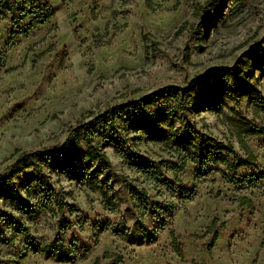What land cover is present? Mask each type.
Returning <instances> with one entry per match:
<instances>
[{
	"label": "rangeland",
	"instance_id": "obj_1",
	"mask_svg": "<svg viewBox=\"0 0 264 264\" xmlns=\"http://www.w3.org/2000/svg\"><path fill=\"white\" fill-rule=\"evenodd\" d=\"M39 1L51 6L54 15L27 37L8 42L11 31L22 24L13 29L9 20L0 21V51H6L5 65L0 67V173L21 152L60 147L83 117L88 121L111 108L149 100L145 112L155 123L148 128L136 114L105 139L95 140L110 161V167L102 169L110 177L103 184L110 204L93 188L101 173L92 171L99 169L97 165L85 164L80 154L83 145L73 150L76 156L68 165L73 171L51 161L40 164V174L30 166L5 184L0 189V214L20 219L40 244L61 238L70 249L86 247L88 252L77 251L70 261L41 252L20 259L25 244L17 235L10 246L0 244V264H94L103 253L121 255L119 264H264V179L231 185L221 177L241 178L264 171V136L244 138L256 160L235 173L220 163H188L176 182L170 171L163 170L174 191L146 181L120 155L137 152L148 160L175 165L167 141L185 131L198 135L205 147L230 143L235 152L230 158H244L230 109L253 126L264 125V103H259L264 101V0H226L223 8L206 9L199 17L192 15L193 9L205 0H150L153 10L146 0ZM106 25L104 40L109 42L95 47L94 36L104 33ZM50 45L54 49L33 64L32 59ZM208 87L215 89L210 98ZM169 94L179 97L184 109L158 116L157 109L174 104ZM192 99L199 104L194 106ZM210 170V175L197 178ZM41 176L47 177L46 183L67 206L62 212L39 208L40 195L33 190L30 204L37 208L24 215L10 199L24 196L26 186ZM129 187L144 192L149 210L156 212L141 216L131 202ZM186 190L194 194L180 200ZM243 196L251 200L252 208L235 201ZM170 202L173 208L168 211L157 209ZM214 218L217 240L209 252L213 234L202 239L192 235L203 234ZM4 219L0 218V226L8 238L12 228ZM59 221L63 228L57 226ZM160 221L166 227L152 239L133 234L140 222L151 230ZM67 223L70 226L64 229ZM101 224L115 226L132 238L110 230L95 237ZM171 227L182 244L184 261L172 251ZM99 264L109 260L101 259Z\"/></svg>",
	"mask_w": 264,
	"mask_h": 264
},
{
	"label": "trees",
	"instance_id": "obj_2",
	"mask_svg": "<svg viewBox=\"0 0 264 264\" xmlns=\"http://www.w3.org/2000/svg\"><path fill=\"white\" fill-rule=\"evenodd\" d=\"M226 0H205L203 5H196L193 9L192 15L195 17L201 16L202 12L206 9L217 10L223 8ZM146 5L150 10H153V5L150 0H146ZM97 8L96 3L93 4V10ZM54 15V9L47 4L40 3L39 0H0V21L9 20L12 28H16L18 25L21 27L17 28L16 31H11L8 42H11L18 36L22 35L27 37L29 32L35 26H41L46 24ZM26 20L27 23L23 24ZM107 25L105 26V31L101 35L94 36V46L100 47L109 42V40H104L107 36ZM114 32L119 29L115 26L113 27ZM76 27L73 28V33L76 34ZM182 27L177 29L175 36L179 35ZM113 32V34H114ZM54 49V45H50L45 51L41 52L38 56L32 59V63H36L46 52ZM6 62V51H0V67H3ZM264 64V60H263ZM215 94V89L213 87L207 88V97L210 98ZM167 97L174 99V104L169 109H157V115L161 116L167 114L168 116L174 115L176 110H183L184 105L181 103V99L176 95L169 94ZM195 105H198V100H191ZM259 103H264V101H259ZM149 100H145L139 104L123 106L119 109L111 108L99 115H96L92 119L86 121V117L81 118L77 122L74 128H71L69 135L65 142L58 148L52 150H33L28 152H21L14 161L5 169V171L0 173V189L8 184L13 177L19 174L21 171L34 166L36 173L40 174V164L53 162V166H64L67 168L68 172L73 171L72 168H68L70 160L73 159L76 154L73 152L79 145H83L84 149L80 153L83 159L86 160L85 164L91 166L95 164L99 169L94 168L92 171L94 173H101V178L98 181L92 182L93 188L98 190L100 194L107 200L110 204V198L107 196V191L103 189V184L109 180V175L104 173L102 169H107L110 167V161L104 151L99 148L98 144L95 143L97 138H106L107 133L114 132L118 128L119 123H125L129 118L134 117L136 114L142 116V122L148 128H153L155 119L148 113L145 112V108L150 105ZM232 117L230 118L231 124L235 131V136L238 143L245 153L244 158L232 160L230 154H235L234 148L230 143L225 145L219 142L212 143L213 145L205 147L203 145L204 141H200V137L195 133L181 131L177 133V137L174 139L172 136L171 140L167 143H171L172 155L176 157L177 164L173 165L170 163L164 164V161L155 162L144 158L137 152L123 151L120 155L126 157L131 166H133L138 173H140L146 181L159 184L166 187L168 190L174 191V184L170 183L168 180L163 178L164 171H170L176 182H179L177 174L184 170L188 163L199 164L204 166L206 164H217L220 163L225 166L226 169L232 172H236L238 169L250 166L255 162V156L246 144L245 137L249 136H264V125L253 126L251 123L238 113L235 109H230ZM208 149L206 152L205 150ZM164 168V169H163ZM212 171H205L198 175L197 178L208 176ZM222 179L231 185H237L241 183L256 184L260 180L264 179V171L258 172L254 175L248 177H229L224 174L221 175ZM47 177L41 176L36 179L35 183H29L26 186L25 195L13 197L10 200L14 202L19 209H21L24 215H31L35 212L37 205L31 206L30 204V191H35L40 195L38 201V207L48 208L52 211L62 212L67 203L63 200L61 194L56 192L49 184L46 183ZM15 194H18L17 190L12 189ZM131 202L136 207L140 215H145L146 213L156 212L154 210H149L148 200L149 198L144 192L135 190L129 187ZM114 194V193H113ZM194 191L186 190L182 191L180 194V200H188L192 197ZM215 196H219V193H215ZM240 206H247L252 208V202L247 197H240L235 200ZM173 208V203L161 204L157 206L159 211H168ZM5 218V222L9 227L12 228V232L8 238L4 237L2 231V226H0V244L10 246L17 235L21 236L25 244V248L20 252L19 258H25L29 253L41 252L44 254L52 255L59 261H70L74 258L75 252H81L83 254L88 252V248L81 247L79 250L72 248L70 249L66 246L61 238H54L52 241L46 244H40L33 239V237L28 232L26 224H24L20 219H15L10 213L4 212L0 214V218ZM140 229H137V225H134L133 234L140 235L143 239H152L156 236L157 232L166 227L164 221H160L157 225L149 230L142 222L139 223ZM59 228H63V222L59 221L57 223ZM70 224L67 223L65 228H69ZM217 221L214 218L211 223L206 227L205 232L201 235H192L194 239L205 238L208 234L212 233V242L208 246V251L212 249L214 243L217 240ZM112 231L114 233L120 232L125 238L129 239L132 236L128 232L118 231L115 226H110L107 224H101L96 230L95 237L105 231ZM170 237V244L172 251L176 254L180 261H184V252L182 244L179 242L178 237L175 234L174 229L171 227L168 230ZM101 259H108L109 264H119L121 262V255L119 254H108L103 253L100 258H97L94 264H99ZM1 263V261H0ZM192 264H196L192 262Z\"/></svg>",
	"mask_w": 264,
	"mask_h": 264
}]
</instances>
